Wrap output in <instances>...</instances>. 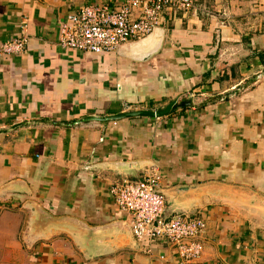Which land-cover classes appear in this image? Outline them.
Returning a JSON list of instances; mask_svg holds the SVG:
<instances>
[{"label": "crops", "instance_id": "crops-1", "mask_svg": "<svg viewBox=\"0 0 264 264\" xmlns=\"http://www.w3.org/2000/svg\"><path fill=\"white\" fill-rule=\"evenodd\" d=\"M86 2L0 0V44L28 37L0 57V264H264V205L252 195L264 198V0L166 10L162 47L145 62L120 55L136 41L102 55L58 45L61 22ZM183 98L162 117L87 119ZM155 170L163 190L200 186L172 202L206 222L193 262L121 226L111 184ZM32 204L108 228L92 246L71 228L35 230Z\"/></svg>", "mask_w": 264, "mask_h": 264}, {"label": "built area", "instance_id": "built-area-1", "mask_svg": "<svg viewBox=\"0 0 264 264\" xmlns=\"http://www.w3.org/2000/svg\"><path fill=\"white\" fill-rule=\"evenodd\" d=\"M115 1V2H114ZM87 0L59 27L58 45L102 55L137 41L164 22L163 13L195 11L194 0ZM25 31L0 44V57L25 51ZM109 195L117 208L128 215L133 236L139 241L166 240L183 262L197 260L203 251L206 222L199 216L169 211L158 171L139 179L114 181Z\"/></svg>", "mask_w": 264, "mask_h": 264}, {"label": "water", "instance_id": "water-1", "mask_svg": "<svg viewBox=\"0 0 264 264\" xmlns=\"http://www.w3.org/2000/svg\"><path fill=\"white\" fill-rule=\"evenodd\" d=\"M164 36H165L164 27L156 26L152 29V31L149 34H147L139 41L121 47L120 55L128 59H131L133 61L145 62L159 52V50L162 47ZM189 104L190 101L178 102L177 99H174L170 103L165 105L163 108H158L155 110H149V109L131 110L128 112L117 113L106 117L90 116L87 119L111 121L126 117H134V116L162 117L168 114L172 109H174L177 106L189 105ZM144 164L145 163L140 161L109 163L110 166H116L120 169H132V168L141 169L142 165ZM13 184L21 185L23 184V182L17 180ZM207 187H211V186H207ZM199 188L200 186H182L170 190L162 189V193L165 195V197L168 196L171 198L170 199L171 202L166 200L168 210L174 211L172 209V202L180 200L182 198L190 197ZM238 190L240 193L247 194V196L251 195L247 189H238ZM252 195H254L257 203L261 201L262 204L264 205V198H262L259 195H255V194ZM32 205L35 209V215L33 218V228H35V230H41L46 232L49 229H54V228H71L74 231V233H76L79 237L85 240V243L87 245L92 246L96 243H99V241H101V237L102 234L104 233V229L108 228L107 226L91 227L86 222L75 217H69V216L54 217L49 212L42 209L39 205L37 204H32ZM121 226L132 234L131 228L127 222H122Z\"/></svg>", "mask_w": 264, "mask_h": 264}, {"label": "trees", "instance_id": "trees-1", "mask_svg": "<svg viewBox=\"0 0 264 264\" xmlns=\"http://www.w3.org/2000/svg\"><path fill=\"white\" fill-rule=\"evenodd\" d=\"M255 54L258 57V59L260 60V63L264 64V51H259V52H256ZM182 100L185 101V100H187V98H183ZM182 107H185V105Z\"/></svg>", "mask_w": 264, "mask_h": 264}, {"label": "rangeland", "instance_id": "rangeland-1", "mask_svg": "<svg viewBox=\"0 0 264 264\" xmlns=\"http://www.w3.org/2000/svg\"><path fill=\"white\" fill-rule=\"evenodd\" d=\"M155 171H156V170H155ZM147 172L149 173V171H146V172H144V174L147 173ZM151 172H154V171H151ZM144 174L141 173L142 176H140V177H143ZM159 174H160V173H159ZM140 177H136V178L133 177V178H135V179H139ZM160 177H161V174H160ZM133 178H132V179H133ZM161 178H162V177H161Z\"/></svg>", "mask_w": 264, "mask_h": 264}]
</instances>
